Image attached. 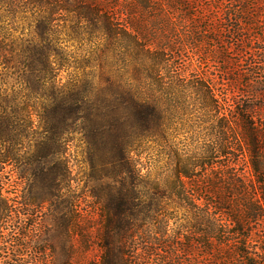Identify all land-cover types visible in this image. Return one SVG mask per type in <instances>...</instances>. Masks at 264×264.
<instances>
[{
	"label": "trees",
	"instance_id": "16d2710c",
	"mask_svg": "<svg viewBox=\"0 0 264 264\" xmlns=\"http://www.w3.org/2000/svg\"><path fill=\"white\" fill-rule=\"evenodd\" d=\"M23 5L119 79L102 264H264V0Z\"/></svg>",
	"mask_w": 264,
	"mask_h": 264
},
{
	"label": "rangeland",
	"instance_id": "374dc122",
	"mask_svg": "<svg viewBox=\"0 0 264 264\" xmlns=\"http://www.w3.org/2000/svg\"><path fill=\"white\" fill-rule=\"evenodd\" d=\"M23 4L0 0V264H102L110 187L122 189L105 132L119 79L109 60L74 63L79 45Z\"/></svg>",
	"mask_w": 264,
	"mask_h": 264
}]
</instances>
